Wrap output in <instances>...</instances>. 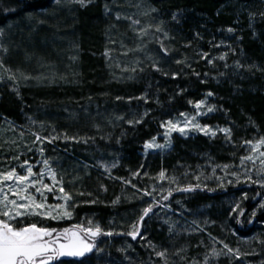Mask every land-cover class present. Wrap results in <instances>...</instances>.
I'll use <instances>...</instances> for the list:
<instances>
[{
  "label": "rangeland",
  "instance_id": "rangeland-1",
  "mask_svg": "<svg viewBox=\"0 0 264 264\" xmlns=\"http://www.w3.org/2000/svg\"><path fill=\"white\" fill-rule=\"evenodd\" d=\"M244 1L243 4H236L230 8L225 6V8L234 9L231 25H218L215 36H209L207 41L200 39L202 41L198 42L200 44H196L192 50L185 53L182 49L188 48V45L181 42L175 31L180 24L179 12L164 11L165 9L156 4L155 0H101L99 15L103 23V40L98 51L94 50L93 54L101 56L103 67L112 83L126 90L114 92V102L106 101L97 106L81 96H74L77 99L71 100V102H66L63 99L61 103L52 101L56 97L48 96L54 93L52 89L59 90L60 87H67V82L68 84L84 82L80 74H83V70L87 66V55L81 51L80 38L67 33L71 28L74 31V25L64 27L62 29L64 31L55 37L59 27L52 20L59 16L57 10L65 11L66 9L63 12L64 16L67 18L70 16L71 20L76 21L81 11L89 9L97 1L92 0L86 7H81L73 0H59V3L54 0L52 9L56 11L55 14L54 12L50 13L47 9L32 14L24 11L17 0H0V15H3L0 16V20L5 18V21L0 24V32L3 33L0 35V60L4 65L0 67V77L3 78L0 80V103L5 100V94L18 102L17 109L13 114L8 115L0 110V171L16 168L18 173L23 174L24 170L19 165L24 160H29L33 165V171L39 172L42 165L37 167V164L46 158L56 171L57 178H62L65 191L69 192L73 197V202L79 205L74 209L69 208L72 211L71 219L53 221L33 216L23 218L24 224L35 222L38 226L62 229L66 227L63 226L65 223H68L69 226L84 223L87 226V221L91 220L93 224H99L105 231L116 232L131 229L130 226L136 222L141 210L147 207V202L151 200V197L143 196L142 191H137V189L151 191L155 186L157 191L153 193V196L159 199L161 187L167 189L176 186L175 184L170 185L168 179L163 182L155 179L161 170H165L166 177H175L182 187L188 184L195 187L197 183L200 184V187L189 193L174 192L169 201H162L170 204L171 210L157 209L154 211L156 215L150 214L151 222L159 227L163 225L168 229L172 227V232L176 237L192 241L197 248L196 254L200 257L196 264H205L206 260L207 264H264V244L260 243V241H264V223H256L251 236L245 237L236 230L240 217L238 213L241 209L246 211V218H253L251 213L254 210L245 209L248 200L256 197L259 203H264V188L258 184L245 183L243 175L240 177L241 182L236 183L235 177L230 175L232 172L242 173L244 171L240 167L242 156L254 155L255 164L246 161L245 167L251 168L253 179H257V171L261 169V160L264 159L259 156V152L253 154L250 147L244 143L239 147L229 148L227 144L232 145L233 142L226 140L224 135L219 132L215 137L195 131L189 132L187 137L181 136L179 133H172L170 137L172 148L179 138L194 139L202 136L208 139L209 143L219 141L221 145L226 146L230 153L213 156V159L208 161L197 159L194 167L186 165V163L178 164L180 161H176L173 168L169 167L170 164L150 168L144 166L147 160L164 159L172 148L170 151H148L145 153L142 147L145 141L150 140L153 136L161 137L157 142L163 143L164 129L160 128V122L168 119H172L174 122L183 121L184 118L180 113H186L189 118L195 116L196 121L201 125H210L214 130L217 127H229L225 123L218 122V119L215 118V115H224V108L218 92L212 87L213 85H215L214 88L218 87L219 80L226 79V74L230 73V67L236 65L240 50L242 51L240 46L242 34L246 30H250L251 35L253 34L255 19L264 21V15H262L264 14V0ZM106 5L110 9L108 12L105 11ZM152 9H156V11H152ZM117 13L121 16L119 20L116 19ZM174 15L176 16L175 20L173 19ZM125 17L130 19H125ZM134 20H138L139 24H134L132 22ZM157 27H160L162 31H155ZM229 28H232L233 31L228 32ZM141 29H148L147 35L140 36ZM41 32L54 33L51 43L39 40L41 49L49 45L50 55L41 58V56H37L36 52L29 56L27 51L33 47L31 44L23 43V40L29 41L33 38L35 40V37ZM164 32L167 33V37L164 36ZM255 36L256 33L253 37ZM161 43L168 50L167 55L162 51ZM202 43L204 44L201 45ZM4 49L7 51L5 52ZM39 53L38 55L42 54ZM203 53L208 54L207 59L201 58ZM225 54L226 59L220 60L219 57ZM177 60L182 62L177 64ZM209 60L212 63H209ZM154 62L162 71H156L153 68ZM141 69L143 70L141 71ZM173 73H178L177 78H172ZM195 73L200 75L197 76ZM9 75H13L15 80L8 79ZM154 77L169 79L176 83V87H178V83L186 84L189 80H195L202 85L200 88L208 90L205 93H200V98L197 100L186 97L180 101L175 98L166 105L159 104L157 100L148 99V96L147 103L144 100L135 99V97L149 93L142 85V79L145 78L149 79L151 90L154 89L159 96L166 95L156 86L158 84ZM101 89L97 88V91H101ZM190 89L189 85L186 90ZM208 92H212L213 95L207 96ZM182 93H184L183 90H180L178 95H183ZM117 96L123 99L117 100ZM130 97L133 98L131 102L128 99ZM200 100H205L206 105L199 111H206V107L210 105H215L216 110L206 115H196L197 110L194 108V104ZM190 101L192 103H189ZM145 111L149 115L144 118L143 123L133 125L127 123L130 119H138ZM141 125H144L148 139H141L137 144L136 154L139 156L138 160L141 165L135 169L130 167V163L123 162L122 157L116 154V149H119L122 138L132 134L127 132L128 129L134 131ZM116 131L118 136L114 137ZM33 133L42 137L67 133L69 137L90 139L86 144L63 142L62 140H57L54 144L45 142L43 144L44 153L41 155L39 143H33L35 140ZM136 133L137 131L134 132V134ZM116 138L118 139L116 140ZM258 140L252 141L255 143ZM235 144L233 143V145ZM29 148L32 151H29ZM260 151H264V147H261ZM15 156H19V160L12 159ZM113 164L116 166L112 167ZM225 164L230 165L227 176L220 167H217V165ZM104 165L110 168L111 177L131 179L132 184L136 187L125 185L119 179L109 178V174L104 170ZM213 168L216 169L215 174H213ZM137 171L140 172V175L133 178L132 173ZM145 172L147 175L144 174ZM196 176H200V181L195 179ZM217 177L224 178L223 186H220ZM260 178L264 179V175ZM227 180H232L233 183L228 184ZM49 182L47 178L44 179V183ZM101 185L105 186L107 191H103ZM237 186L240 187V191H230L225 196L216 198L221 202L222 209L220 208L219 214L223 215L222 219L214 213L215 210L213 211L216 203H213L215 197L210 193L223 190L226 187ZM209 189H213V191L208 192ZM30 191L32 190L30 189ZM79 192L86 194L81 196L78 194ZM87 193L92 195L89 196ZM245 194L246 198H244ZM46 195L47 203L50 205L62 202L54 200L51 193H46ZM117 197L120 198L119 202L113 204L112 202ZM37 199L39 200L40 197L37 196ZM93 199H96L97 202L86 203ZM176 201H180V203L177 204ZM236 204H239L240 208L236 212H232L231 209ZM123 205L132 210V216L121 218L125 223H119L116 218L117 210L114 208ZM105 208L109 209L108 213L111 215L102 210ZM257 208H259V204ZM224 244L234 250L239 249L240 257L237 259L234 256L223 254L219 257L213 256V249L217 252L227 251L223 248Z\"/></svg>",
  "mask_w": 264,
  "mask_h": 264
},
{
  "label": "trees",
  "instance_id": "trees-1",
  "mask_svg": "<svg viewBox=\"0 0 264 264\" xmlns=\"http://www.w3.org/2000/svg\"><path fill=\"white\" fill-rule=\"evenodd\" d=\"M95 1L97 2L93 3L92 7L80 12L76 21L71 20L70 16L69 18L64 16L65 13L63 12L66 9L65 11L58 9L59 16L52 20L59 27L55 37H58L61 31H64L62 30L64 27H69L71 24L74 25V31L71 28L67 33L74 34L80 38L79 45L81 46V51L85 52L84 55H87V66H85L83 74H80L84 82H70L69 84L67 82V87H60L61 89L59 90L57 88L52 89L53 91H51L54 93L48 96L56 98L52 100L47 97L54 102L61 103L63 99L66 102H71V100L77 99L75 97L81 96L82 98L85 97L84 99H87L88 102L90 101L100 106L106 101L114 102V92H124L126 90L112 83L103 67L101 56L93 54L94 50L98 51L103 40V23L99 15L101 0ZM17 2L27 13L35 14L40 10L46 9L50 13H56L52 9L54 0H17ZM244 2V0H155L156 4L160 5L162 9H165L164 11H171V13L176 11L180 13V18H178L180 24L175 31L181 42L184 45H188V48L182 49L185 53L192 50L196 44H200L198 43L202 42L200 39L207 41L209 36H215L218 25H231L234 9L229 8L236 4H243ZM225 6H229V8H225ZM255 20L253 34L251 35L250 30H246L242 34L240 41L242 51L240 50L237 62L244 67H230V73L226 74L227 78L223 79V81L220 79L218 87L214 88L215 85L212 87L218 92L222 100V107L224 108V115H215V118L218 119V122L225 123L232 128L233 136L231 142L236 144H227L229 148L239 147L246 140L252 141L264 137V21H261L262 19ZM4 21L5 18L0 20V24ZM255 33L256 36L253 37ZM53 36L54 33L41 32L35 37V40L34 38L29 41L24 39L23 43L26 42V45L31 44L33 48L30 50H34H28V55L32 56L37 52L38 57H48L51 51L49 45L41 49L39 40L51 43ZM25 49L27 50L26 47ZM39 52L42 54L38 55ZM249 66H252L251 70H249ZM154 78L158 84L156 86L160 88V91L165 92V96H159L154 89H150V81L148 78L142 79V85L149 92L147 95L148 99L157 100L159 104H170L175 98L180 101L186 97L197 100L200 98V93H205L208 90L200 88L202 85L195 80H189V83L187 82L186 84L178 83V87H176V83L169 79H165L164 77ZM189 85L191 89L186 90L187 87L189 88ZM97 88L102 89L101 91H97ZM180 90H183L184 93L179 96L178 93ZM6 95L4 96L5 100L0 103V110L8 115L13 114L17 109L18 102L15 99H10L11 97ZM88 95L92 96L89 97ZM135 131H137L136 134H134ZM127 132L132 134H128L129 136L122 138L119 149H116V154L122 157L124 163L128 162L130 163V167L138 169L139 167L137 166L141 165V163L138 160L139 156L136 154L137 144L141 139H148V136H146L144 125H141L134 131L128 129ZM117 136L118 132L116 131L114 137ZM229 153L226 146L221 145L219 141L209 143L208 139L202 136L194 139L179 138L167 157L164 159H149L144 166L152 168L165 164L168 166L170 164L169 167L173 168L175 165L174 162L180 161L178 164L186 163V165H192L194 167L197 159L208 161L211 158L213 159V156H223ZM240 190L239 186L226 187L223 190L210 193L215 197L213 203H216V205L214 209L212 208L213 211L215 210L214 213L223 219V215L219 214L222 208L221 202L217 200L218 197L225 196L230 191L238 192ZM258 204L259 200L256 197L246 202V210L258 211L252 219L245 217L246 211L243 216L238 218L239 223L235 225L239 234L245 237L251 236L254 233L256 223H264V209L260 210L257 208ZM102 210L111 215V213H108L109 209L105 208ZM114 210H117L116 218L119 223H125L122 219H125L129 215L132 216V210L126 205L115 206ZM156 210L153 209V211ZM249 220H252V222L249 223ZM63 226L71 227L68 223H65ZM129 231L131 229H124L123 231H116L115 233H127ZM141 234L145 239H141L138 236L136 240H133L127 235L102 236L98 239L97 243L99 247L104 249V252L90 254V258L85 257L82 259L87 260V264H164L165 258L158 257L156 252L166 251L168 264H193V261L198 263L200 260V257L196 254L197 248L192 241L176 237L165 225L159 227L154 222H151L150 218H145L144 226L141 228ZM149 242L155 246V251L152 247H149ZM121 248L124 249L123 252L118 251ZM176 253H179V255ZM63 261L64 264H74L71 258H63Z\"/></svg>",
  "mask_w": 264,
  "mask_h": 264
},
{
  "label": "snow or ice",
  "instance_id": "snow-or-ice-1",
  "mask_svg": "<svg viewBox=\"0 0 264 264\" xmlns=\"http://www.w3.org/2000/svg\"><path fill=\"white\" fill-rule=\"evenodd\" d=\"M56 3H59V0H55ZM74 3L80 4L81 7H86L87 4L91 3L92 0H73ZM105 11L108 12L110 9L105 6ZM152 11H156V9H152ZM264 15V14H262ZM116 19H121L119 13L116 14ZM125 19H130L125 17ZM173 19H176V16H173ZM134 24H139L138 20L132 21ZM157 32H161L162 29L157 27L155 29ZM233 29L229 28L228 32H232ZM148 33V29H141L139 35L145 36ZM0 35H3L0 32ZM164 36L167 37V33L164 32ZM217 47L219 45H216ZM162 51L167 55L168 50L164 48L161 43ZM6 52L7 49H4ZM107 55V53H106ZM208 54L203 53L201 58L207 59ZM220 60L226 59V54L219 57ZM182 61L177 60L176 63L179 64ZM212 63L211 60L208 61ZM3 62L0 60V67H3ZM153 68L156 71H162L155 62L153 63ZM237 68L244 67L239 62L235 65ZM190 67V65H189ZM227 67V65H225ZM252 66H249V70H251ZM143 69H141L142 71ZM135 71V69H133ZM167 75V73H164ZM199 76V73H195ZM206 75V74H205ZM223 75V73H221ZM178 73H173L172 78H177ZM27 79V77H25ZM3 78L0 77V80ZM8 79L15 80L13 75H9ZM15 91V89H13ZM212 92H208L207 96H212ZM117 100L123 99L122 97L117 96ZM129 102L133 99L132 97L128 98ZM137 100H144L145 103L148 102L147 95L141 97H135ZM189 103H192L191 101ZM206 105L205 100H200L195 102L194 108L197 110L196 115H206L207 113H212L216 110L215 105H210L206 107V111H199ZM149 113L145 111L138 119H130L127 121L130 125L143 123L144 118L148 116ZM180 115L184 118L183 121H173L172 119H168L165 121H161L159 126L164 129V134L162 139L163 143L157 142L161 137L153 136L150 140L145 141L143 144V150L145 153L148 151L155 152H164L170 151L172 148L171 145V134L179 133L181 136L187 137L189 132L195 131L203 133L206 136L215 137L217 133H222L226 140H231L232 137V129L230 127H217V129H213L210 125H201L198 121H196V117L193 116L191 118L188 117L186 113H180ZM123 119V117H120ZM55 132V129H53ZM23 135V133H21ZM35 136L34 144L39 143V152L41 155L44 153L43 144L47 142L48 144H54L57 140H62L63 142H74V143H88V139L84 137H69L67 133L49 135V136H41L37 133H33ZM244 144L248 145L253 154L259 152L260 157H264V151H260L261 147H264V137H261L255 143L251 140L244 141ZM32 151L31 148L28 149ZM14 160H19V156L12 157ZM251 161L255 164L254 155L242 156L240 158V167L244 169L242 173L232 172L230 175L235 177L236 183H240L241 175L245 176V183L258 184L262 188H264V179L260 177L264 175V159L261 160V169L257 171V179H253L252 177V169L245 167V162ZM41 167L39 172L33 171V165L29 162V160H24L22 164L19 165L21 169H23V174L18 173L16 168H12L8 171H0V264H64L63 258H71L74 261V264H87V260L82 259L85 257L90 258V254H99L103 253L104 249L98 246V239L100 237H112L114 235H127L131 237L133 240H136L138 236L141 239H145L141 234V228L144 226L145 218H151L150 214L153 216L156 213L153 211L154 208L164 210H171V205L168 203H163L169 201L170 198L173 197L174 192H182L189 193L196 190V188L200 187V184L192 186L188 184L186 186H180L178 180L175 177H166L165 170H161L155 179L163 182L165 179H168L169 184H175V187H168L164 189L161 187L160 190V198L157 199L153 196V193L157 191L156 187L153 186L152 190L148 189H137V191H142L143 196L151 197V200L147 202L148 206L144 207L141 210V214L138 217L137 221L133 223L131 227V231L127 233H115L112 230L105 231L99 224H93L91 220L87 221V226L84 223H78L72 225L71 227H64L62 229L46 227V226H38L37 223H23V218L25 217H40L41 219L46 220H63V219H71L72 211L69 210L71 207L74 209L79 205L73 202V197L69 192L65 191L63 187L62 178H57L56 171L52 168L50 161L48 159H43L37 164V167ZM116 165L113 164L112 167ZM104 170L109 174V178L111 179H119L125 185H131L133 188L136 185L132 184L131 179H124L122 177H111L110 168L107 165H104ZM220 167L222 171H224L225 176L229 175L228 168L230 165H217ZM213 174H215L216 169H212ZM147 175V172L144 173ZM140 175V172L132 173V177L135 178ZM47 178L50 182L44 183V179ZM195 179L200 181V176H196ZM218 181H220V186H223L224 178L217 177ZM228 184H232V180H227ZM30 189L32 191H30ZM101 189L103 191H107V188L101 185ZM209 191H213V189H209ZM46 193H51L53 195V199L56 201H62L60 203L48 204L47 203V195ZM166 193V194H165ZM79 195L83 196L86 193L79 192ZM87 195L91 196V193H87ZM37 196L40 199H37ZM15 197V198H11ZM246 198V194L244 195ZM119 197L116 198L112 203L116 204L119 202ZM70 202H72L70 204ZM97 200L93 199L90 201H86V203H96ZM177 204L180 201H176ZM240 208L239 204H236L234 208L231 209L232 212H236L237 209ZM259 208L264 209V203H259ZM239 216L244 215V210H240L238 213ZM256 211L254 210L251 213L252 217H255ZM252 221L249 220V223ZM167 223V221H165ZM239 223V221H237ZM20 225V226H17ZM202 230V229H201ZM169 231H172V227L169 228ZM222 243V242H221ZM260 243L264 244V241H260ZM130 247V245H129ZM149 247H152L155 251V246L149 242ZM223 248L226 249V252H217L215 249L212 251V255L215 257H219L221 254L223 255H231L235 258H239L241 253L239 249H233L229 247L227 244L223 245ZM118 251L123 252L124 249H118ZM179 255V253H176ZM254 254V253H252ZM156 255L160 258L164 259V264H168L166 259V251L156 252ZM183 259V257H182ZM193 264H196L193 261ZM207 264V260L205 261Z\"/></svg>",
  "mask_w": 264,
  "mask_h": 264
}]
</instances>
